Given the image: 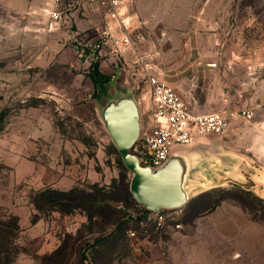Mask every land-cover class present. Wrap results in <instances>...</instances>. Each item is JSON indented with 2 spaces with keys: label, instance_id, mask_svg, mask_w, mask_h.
Listing matches in <instances>:
<instances>
[{
  "label": "rangeland",
  "instance_id": "374dc122",
  "mask_svg": "<svg viewBox=\"0 0 264 264\" xmlns=\"http://www.w3.org/2000/svg\"><path fill=\"white\" fill-rule=\"evenodd\" d=\"M78 1L0 0V212L19 225L13 264H135L139 239L170 237L166 229L130 239L127 232L137 226L129 218L117 233L113 223L100 228L99 208L91 200L72 213L39 210L32 202L45 189L92 193L90 187L97 185L113 192L116 201L107 203L121 212L120 220L127 216L120 205L141 212L130 199L120 200L121 174L130 181L132 174L120 168L122 159L101 109L112 98L132 96L141 128L146 126L148 84L143 77L126 82L121 66L113 70L115 78L100 68L104 78H94L97 51L88 47L84 57L78 56L82 46L71 37L78 31L75 22L66 32L50 30L52 11L76 12L80 23L90 25L85 28L89 41L95 40V21L86 16L94 11ZM172 6L173 17L156 40L153 67L147 70L153 69L194 109L217 112L236 106L254 112L252 120L206 137L205 148L200 142L181 148L201 147L223 165L204 178L193 173V196L180 208L183 228L174 242L181 251L187 241L198 264H264V0H175ZM181 23L180 29L173 26ZM185 43L205 45V52L191 54L217 66L175 70L179 52L174 49ZM237 61L244 65L232 68ZM89 213L95 214L92 222ZM105 235L111 236L105 244L85 250Z\"/></svg>",
  "mask_w": 264,
  "mask_h": 264
},
{
  "label": "built area",
  "instance_id": "2783aa9c",
  "mask_svg": "<svg viewBox=\"0 0 264 264\" xmlns=\"http://www.w3.org/2000/svg\"><path fill=\"white\" fill-rule=\"evenodd\" d=\"M89 4H96L102 9L105 16L116 21L123 30L122 43L132 46V35L137 31L130 16V8L134 0H79ZM52 23L50 30L58 28L63 21V12L54 10L51 12ZM111 37L110 32H100V39L85 45L77 39L81 50L77 49L79 57L85 56V48L91 47L99 52L104 42ZM79 40V41H78ZM137 62L143 69V78L148 84L149 94V118L146 126L141 129V135L133 147L134 155L142 167L152 170L162 168L169 160L171 154L182 147H189L200 139L213 135L227 133L233 125L241 121H250L254 117L252 110H224L201 114L194 112L189 103L165 81L149 65L144 55L137 54ZM141 101V100H138ZM140 206V205H139ZM119 209L125 211L127 218L135 222L137 229L129 230L130 239L147 237L150 232H161L166 229L180 231L183 224L180 222L181 209H163L154 211L144 206L138 208L140 213L128 211L124 205Z\"/></svg>",
  "mask_w": 264,
  "mask_h": 264
},
{
  "label": "crops",
  "instance_id": "0c3cea01",
  "mask_svg": "<svg viewBox=\"0 0 264 264\" xmlns=\"http://www.w3.org/2000/svg\"><path fill=\"white\" fill-rule=\"evenodd\" d=\"M175 0H134V3L129 6L130 16L133 20V25L137 27V31L132 35L133 43L132 46H126L122 43L124 38L123 30L120 28L116 21L109 19L104 15L102 9L96 4H89L86 2H80L79 4H84V7H90L91 10L87 11L86 16L88 19L95 21L93 25V32L96 36L94 41H89L90 32L86 31L87 24L83 25L80 23V17H77L76 12H71L69 14H63V21L60 23L58 28L54 30H60L61 32H66L69 26H73L75 22L77 26L76 36L71 35V37H77V39L82 40L85 45H90L91 43L100 39V32L103 30H108L111 37L104 42L101 50L97 52V59L99 60V68L101 73L112 76L115 78L116 75L113 72L115 67L121 66L120 75H124L127 79L126 82L132 83L136 78L143 77V72L141 65L137 62V54L144 55L145 59L150 62V58L156 56L154 46L156 40L159 39L160 35L165 33L167 24L169 20L172 19V8ZM97 10L100 12V17L98 18ZM82 20V19H81ZM180 25L174 24L175 28L180 29ZM175 53L179 52V56L175 55V70L179 68L182 69L190 68V70L198 71L200 69L205 70L208 67H216L217 61L214 63H209L208 61H202V56L198 60H195L197 56H194V52L202 53L206 51L205 45L185 43L180 44L179 48H175ZM189 52L187 55L185 53ZM184 53V54H183ZM179 57V58H178ZM188 65L183 62H187ZM232 68L243 66L244 62H231ZM140 73H136V71ZM182 75V74H181ZM229 75V74H228ZM227 75V76H228ZM185 76V75H184ZM136 81V80H135ZM174 89V88H173ZM176 90V89H175ZM177 91V90H176ZM178 92V91H177ZM179 93V92H178ZM182 97L183 95L179 93ZM185 100L186 98L183 97ZM197 98V97H196ZM195 98V99H196ZM187 101V100H186ZM190 107L191 104L189 103ZM229 110L239 111L242 109H235L236 106H228ZM147 109V107H146ZM194 112L206 114L216 111H203L200 109H194ZM199 142L204 146H207L208 140L206 138L200 139ZM198 142V143H199ZM180 231L169 230L166 234L173 238L168 242V238L165 236H156L154 238L147 237L139 239L137 248L134 252L135 264H198L197 257L191 254L190 247L187 241L185 245L181 247V251H178V245L174 242L178 233Z\"/></svg>",
  "mask_w": 264,
  "mask_h": 264
},
{
  "label": "water",
  "instance_id": "95a60500",
  "mask_svg": "<svg viewBox=\"0 0 264 264\" xmlns=\"http://www.w3.org/2000/svg\"><path fill=\"white\" fill-rule=\"evenodd\" d=\"M105 127L116 146L122 163L132 174L130 191L135 202L154 211L177 209L192 199L189 181L196 171V154L201 147L175 150L160 169L142 167L132 149L141 135V114L132 96H120L101 109Z\"/></svg>",
  "mask_w": 264,
  "mask_h": 264
},
{
  "label": "trees",
  "instance_id": "16d2710c",
  "mask_svg": "<svg viewBox=\"0 0 264 264\" xmlns=\"http://www.w3.org/2000/svg\"><path fill=\"white\" fill-rule=\"evenodd\" d=\"M99 65L95 64L93 69V77L97 75L100 79H103L104 76L99 71ZM95 78V77H94ZM95 85L98 84L97 79L94 80ZM120 168L126 172L127 169L124 165L119 162ZM121 180L123 185V197L120 200L127 202L129 199L135 204L136 208H140V206L135 202L133 196L130 192V179L128 175L125 173L121 174ZM92 193H86L85 191H81L79 189L73 188L69 191H57L53 189H45L40 191L35 197H32L33 204L37 207V209L42 210L45 207L50 208V210L58 211L61 213H72L81 206H85L88 201H93V206H97L99 208V217L102 221H98L99 227H103L108 223L116 224L115 233L121 230V227L124 226V222L126 221L127 216L120 220V211L115 209L111 204L107 203V201H116V198L111 197L113 192L107 194L104 192V189L99 188V186L94 185L90 187ZM211 193L210 191L204 192L198 196V198L205 197L207 194ZM81 194V196L79 195ZM117 192L115 193V196ZM198 200V199H197ZM101 202V203H100ZM100 203V206H99ZM215 205V204H214ZM216 205L218 203L216 202ZM213 208V207H212ZM201 211L198 212L200 214ZM95 217L94 213H89L88 218L92 222ZM19 234V225L16 220L6 219L0 212V264H13L15 261V257L18 254L17 248V239ZM112 236V234H111ZM111 236L105 235L95 239L94 242L87 243L85 250L92 251L95 248L99 247L106 243ZM84 260H88L85 254L83 255Z\"/></svg>",
  "mask_w": 264,
  "mask_h": 264
},
{
  "label": "bare ground",
  "instance_id": "6f19581e",
  "mask_svg": "<svg viewBox=\"0 0 264 264\" xmlns=\"http://www.w3.org/2000/svg\"><path fill=\"white\" fill-rule=\"evenodd\" d=\"M206 152L207 151H205V149H202V151L200 152L201 154L197 153L195 156L196 175L199 178H204L210 170H216L223 165L222 161L219 158L211 156Z\"/></svg>",
  "mask_w": 264,
  "mask_h": 264
}]
</instances>
